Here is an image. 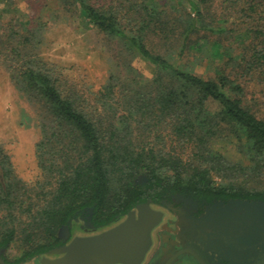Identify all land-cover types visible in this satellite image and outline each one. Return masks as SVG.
<instances>
[{"label":"trees","instance_id":"1","mask_svg":"<svg viewBox=\"0 0 264 264\" xmlns=\"http://www.w3.org/2000/svg\"><path fill=\"white\" fill-rule=\"evenodd\" d=\"M43 7L102 35L114 71L98 89L76 84L41 54V16L0 24V66L41 134L34 180L0 145V249L20 242L19 262L44 256L79 217L100 232L173 193L264 203V0Z\"/></svg>","mask_w":264,"mask_h":264},{"label":"flooded vegetation","instance_id":"2","mask_svg":"<svg viewBox=\"0 0 264 264\" xmlns=\"http://www.w3.org/2000/svg\"><path fill=\"white\" fill-rule=\"evenodd\" d=\"M230 201L180 193L148 200L162 212V218L152 231V245L141 264H264V227H253L256 222L250 224L249 213ZM87 218H77L69 231L61 232L60 249L76 236L97 233ZM7 250L0 249V264H42L41 258L47 256L19 262V257L9 258Z\"/></svg>","mask_w":264,"mask_h":264},{"label":"rangeland","instance_id":"3","mask_svg":"<svg viewBox=\"0 0 264 264\" xmlns=\"http://www.w3.org/2000/svg\"><path fill=\"white\" fill-rule=\"evenodd\" d=\"M20 14L43 18L46 30L41 54L61 67L76 84L85 83L98 89L114 71L107 41L96 31L86 30L78 20H51V14L43 7V0H8L0 4V24L5 25ZM132 65L145 77H152L151 64L137 58ZM196 71L203 74L205 68ZM261 114L264 116V107ZM40 139L34 109L16 91L9 82L7 71L0 66V145L12 157L16 172L24 181L34 180L39 173L35 144ZM21 251V243L15 242L5 254L14 259Z\"/></svg>","mask_w":264,"mask_h":264},{"label":"water","instance_id":"4","mask_svg":"<svg viewBox=\"0 0 264 264\" xmlns=\"http://www.w3.org/2000/svg\"><path fill=\"white\" fill-rule=\"evenodd\" d=\"M230 205L249 213L253 227H264V203L231 200ZM162 212L150 202L130 210L114 226L88 236H76L53 255L41 258L42 264H141L152 245V231ZM67 231V230H66Z\"/></svg>","mask_w":264,"mask_h":264}]
</instances>
